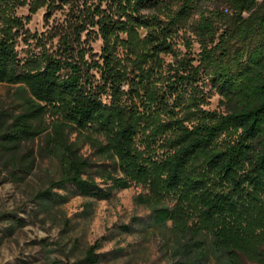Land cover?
<instances>
[{"label": "trees", "instance_id": "16d2710c", "mask_svg": "<svg viewBox=\"0 0 264 264\" xmlns=\"http://www.w3.org/2000/svg\"><path fill=\"white\" fill-rule=\"evenodd\" d=\"M218 1L179 0L173 8L168 0H0V82L28 94L23 112L0 124V147L38 135L34 121L42 104L60 103L70 121L52 128L61 176L40 195L50 197L52 188L71 184L82 197L108 199L111 191L86 175L92 164L64 139L62 127L82 133L100 120L112 124L111 152L87 139L115 164L129 159L138 134L164 137L169 152L160 166L167 186L190 191L207 220L229 216L245 226L230 246L216 238L208 242L205 231L169 226L178 262L202 264L210 250L220 264H241L238 251L264 263V0ZM25 4L32 12L68 5L74 19L58 33L54 50L22 62L14 45L19 30H26L14 10ZM92 27L101 39L100 55L87 60L75 43ZM179 31L193 34L199 47L195 58L176 53L173 38ZM163 54L172 61L165 63ZM203 85L217 92L224 112L198 106ZM97 175L111 188L127 185L105 166ZM151 213L153 224L167 227L161 208ZM100 245L96 240L88 247L85 262L99 261L94 250Z\"/></svg>", "mask_w": 264, "mask_h": 264}, {"label": "rangeland", "instance_id": "374dc122", "mask_svg": "<svg viewBox=\"0 0 264 264\" xmlns=\"http://www.w3.org/2000/svg\"><path fill=\"white\" fill-rule=\"evenodd\" d=\"M168 2L173 8L179 4V0ZM214 3L219 5L218 0ZM14 13L26 30H19L14 45L22 62L43 49L54 50L58 33L74 19L68 5L42 6L32 12L25 4L17 6ZM95 31V27L81 31V44L75 43V48L85 49L87 60L99 59L101 39ZM139 32L143 33L142 29ZM173 47L179 56L195 58L199 51L193 34L183 31L174 36ZM161 58L165 63L172 61L166 54ZM93 73L99 79V74L94 70ZM202 89L198 106L224 112L226 107L217 92L209 85ZM26 96L18 85L0 82V124L4 120L11 122L13 116L23 112ZM102 98L108 102V96ZM60 122L70 123L64 107L60 103L42 104L41 116L34 121L38 135L15 147H0V264H93L85 262L84 255L96 240L101 245L94 250L99 255L95 264H181L172 254L174 234L169 226L190 232L205 231L210 234L208 242L212 238L228 246L239 242L244 224L229 216L207 220L190 191L167 186L160 166L169 152L164 137L148 140L147 133L138 134L129 159L115 164L114 158L107 152L100 153L87 139L94 138L108 152L112 151L114 126L103 120L87 126L82 133L64 125L62 136L92 164L86 175L109 189V198L82 197L71 184L52 188L50 197L41 196L40 192L61 176L59 155L52 140L53 125ZM134 164L139 165L138 170ZM101 166L126 182V187L111 188L110 182L104 183L97 175ZM152 208L162 209L167 227L153 224ZM123 226H128V231ZM236 257L241 264H264L239 251ZM202 264L220 262L209 250Z\"/></svg>", "mask_w": 264, "mask_h": 264}, {"label": "built area", "instance_id": "2783aa9c", "mask_svg": "<svg viewBox=\"0 0 264 264\" xmlns=\"http://www.w3.org/2000/svg\"><path fill=\"white\" fill-rule=\"evenodd\" d=\"M257 1H260V0H257Z\"/></svg>", "mask_w": 264, "mask_h": 264}]
</instances>
